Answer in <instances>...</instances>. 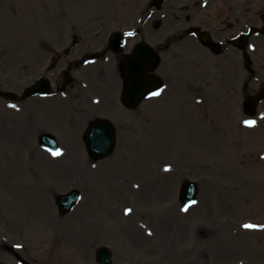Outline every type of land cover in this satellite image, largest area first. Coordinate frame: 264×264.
<instances>
[{"label": "rangeland", "instance_id": "374dc122", "mask_svg": "<svg viewBox=\"0 0 264 264\" xmlns=\"http://www.w3.org/2000/svg\"><path fill=\"white\" fill-rule=\"evenodd\" d=\"M146 1L133 0L138 34L133 45L142 35L156 45L173 32L171 24L148 29ZM258 1L260 9L251 14L261 16L264 0L249 3ZM130 2L0 0V264H99L95 253L100 247L112 251V264H264V156L256 159L258 152L264 153L263 110L250 131L231 122L239 133L233 131L228 144L209 133L207 125V109L219 111L217 98L207 103L210 108H191L187 116L181 96L165 94L133 110V136L118 125L115 152L95 162L82 153L78 138L60 131L61 120L69 121L71 131L80 119L69 107L61 113L64 106L48 108L53 98L18 102L6 96L22 95L40 76L61 79L56 71L49 72L50 66L64 57L72 34L84 31L85 24L90 38L97 28L105 26L109 32L126 27L116 23L128 22ZM103 12H109L110 21ZM255 43L250 95L264 91V44L261 39ZM163 44L164 81L185 82L182 73L188 65L176 60L182 44ZM196 57L202 67H210L211 57L201 48ZM171 59L177 63L173 67ZM75 85L67 88L69 104ZM230 108L239 111L238 106ZM217 114L225 118L227 112ZM45 131L58 134L63 156L39 147L38 136ZM184 180L200 188L198 201L187 209L179 203ZM74 189L81 200L61 216L55 198ZM126 209L132 211L126 214Z\"/></svg>", "mask_w": 264, "mask_h": 264}, {"label": "flooded vegetation", "instance_id": "af4514ba", "mask_svg": "<svg viewBox=\"0 0 264 264\" xmlns=\"http://www.w3.org/2000/svg\"><path fill=\"white\" fill-rule=\"evenodd\" d=\"M209 3L201 4L195 3L194 0H167V2L160 8L158 13V21L153 23L155 27L157 23H161L160 28L163 26V23L171 24L173 30L178 32L180 37L183 38L185 34H189L191 27H196L202 31L209 32L211 38L218 43H222V49L217 56L227 57L235 56L237 58L246 59L248 58V51H239L234 49L229 45L231 41L241 36L243 33L247 32L250 27V9L249 4L242 3L240 0H226L221 3H214L211 0H208ZM133 3V0H132ZM154 0H149L148 5L151 10L153 8ZM178 10V14L174 15L173 11ZM131 23L133 24V8L131 14ZM187 25L190 27L187 29ZM83 38L84 35H81ZM72 43H79L78 37H74ZM225 45V46H224ZM108 48V47H107ZM101 54V60L105 66L101 68L98 75L91 77L87 71H82L83 64H85V59L89 56L83 50H73L68 51L65 58L58 57L55 61V69L66 67L68 71H75L79 74V86L81 89L79 92L75 91L72 94L74 102H77V105H80V108L88 107L89 105L99 103L100 101L109 102L114 96V90L116 88H121V95L123 90V81L125 70V62L129 52L125 53L122 56H115V58L107 57L106 50ZM68 57V58H67ZM67 58V59H66ZM230 64H233L231 60H228ZM114 69L110 67L114 66ZM236 66L239 65L238 62L235 63ZM109 67L108 72L106 69ZM213 70L209 71L197 69V78L195 81L189 85L190 87H184L186 84H182L178 87L174 85L171 86L173 91L179 90L182 92L181 99L189 106L199 105L202 101H209L208 90L204 80L214 81L213 87L231 91L234 87L238 89V76H233L231 73L228 75V71L222 70V65L220 63L213 64ZM82 68V70H81ZM196 69V68H195ZM81 71V72H80ZM240 75V74H239ZM94 78L98 80H105L108 83V86L113 85L114 88L108 89L104 94L97 88H90L85 84V81L90 84ZM114 79L118 81V84L114 82ZM113 80V81H112ZM59 89V86H57ZM246 88V87H245ZM105 90V88H103ZM60 94V92H57ZM234 95L226 94L227 101L229 102ZM104 98V99H102ZM121 99V96L119 97ZM56 100H62L59 96L56 97ZM97 106L102 107L101 104ZM85 112L82 113V116Z\"/></svg>", "mask_w": 264, "mask_h": 264}, {"label": "water", "instance_id": "95a60500", "mask_svg": "<svg viewBox=\"0 0 264 264\" xmlns=\"http://www.w3.org/2000/svg\"><path fill=\"white\" fill-rule=\"evenodd\" d=\"M151 59L152 61H154L153 63L155 64L156 57L154 58V56L152 55ZM146 63H148L146 59H143V60L138 59L134 65L136 75L133 76V87L136 90L140 89V92L138 93L139 95L137 96L136 101L133 103V107L136 106L138 98L143 96V94L145 93V90L141 88L142 85L139 83H140V80H143L142 71L144 72L145 69H143V67L144 65H146ZM154 83L155 85H157V82H154ZM36 89L46 94L48 91V85L47 83L43 82V83H40ZM34 90L35 89H33V91ZM250 104L253 105L254 102L250 101ZM92 131L93 133L89 135L87 139L88 149L91 152H93L94 156H96L97 158L105 157L109 155L114 145V132H113L112 127L109 126L105 122H98L93 127ZM40 141L43 145L47 147H50V148L56 147L55 140L49 136L41 137ZM195 190H196L195 185L186 184L184 186L183 196H182L184 201L190 199V197H192L193 194H195L196 192ZM77 198H78V193L75 191L70 193L67 196L58 197L57 201H58L60 210L64 212V211H68L71 208H73V206L77 202ZM97 258L103 264H110L111 262L110 252L105 248L98 250Z\"/></svg>", "mask_w": 264, "mask_h": 264}, {"label": "snow or ice", "instance_id": "6c2138e0", "mask_svg": "<svg viewBox=\"0 0 264 264\" xmlns=\"http://www.w3.org/2000/svg\"><path fill=\"white\" fill-rule=\"evenodd\" d=\"M129 35H133V33H129ZM163 91V89H161L160 91H156V92H152L150 93V98L153 97V96H159L161 95V92ZM13 107H15V105H13ZM244 123L246 125H254L256 122L255 121H252V120H246L244 121ZM61 153L57 152V153H53V155H60ZM166 170H170V166L168 168H166ZM186 210V209H185ZM126 214L130 213L132 210L131 209H126ZM245 227H248V228H254L256 227V225H251V224H248V225H245Z\"/></svg>", "mask_w": 264, "mask_h": 264}]
</instances>
